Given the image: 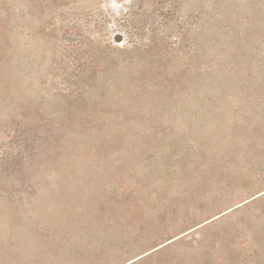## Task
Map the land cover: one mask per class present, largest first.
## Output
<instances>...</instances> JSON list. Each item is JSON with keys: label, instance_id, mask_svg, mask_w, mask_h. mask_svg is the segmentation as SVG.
Listing matches in <instances>:
<instances>
[{"label": "rangeland", "instance_id": "obj_1", "mask_svg": "<svg viewBox=\"0 0 264 264\" xmlns=\"http://www.w3.org/2000/svg\"><path fill=\"white\" fill-rule=\"evenodd\" d=\"M0 264H264V0H0Z\"/></svg>", "mask_w": 264, "mask_h": 264}]
</instances>
